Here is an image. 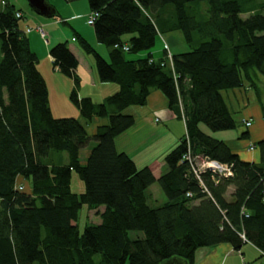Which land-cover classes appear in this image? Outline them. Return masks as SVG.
Segmentation results:
<instances>
[{
    "label": "trees",
    "instance_id": "16d2710c",
    "mask_svg": "<svg viewBox=\"0 0 264 264\" xmlns=\"http://www.w3.org/2000/svg\"><path fill=\"white\" fill-rule=\"evenodd\" d=\"M203 1L207 16L201 11ZM88 3L100 12L93 27L98 41L109 47L110 58L80 33L76 38L93 55L100 80L116 82L120 89L100 102L80 97L78 59L69 41L53 45L50 54L54 67L73 79L70 95L81 115L88 121L108 118L92 135L78 118L54 117L38 55L20 27L24 16L17 17L22 10L10 2L0 8V264H97L98 254L100 264H161L171 258L194 264L199 248L219 243L241 250L251 242L264 252V139L257 143L260 162L247 161L226 140L201 127L235 128L222 90L244 86V78L259 89L264 0ZM171 5L176 18L168 26L160 14ZM166 29L180 30L193 46L172 53L173 67L169 48L158 59L151 51ZM125 33L132 34L126 42ZM144 50L145 57L127 58V52ZM153 89L161 90L169 107L184 115L188 132L166 154L168 170L159 178L116 146V137L136 121L125 110L144 105ZM262 109L264 118V105ZM248 135L245 131L240 138ZM90 140L96 143L82 163L81 149ZM188 141L195 155L233 163L234 175L207 171L201 184L183 160ZM52 150L67 151L68 163H47L44 158ZM73 170L85 182L81 193L72 190ZM19 177L31 180L28 190L16 187ZM155 182L167 197L158 206L150 203L149 187ZM85 204L104 210L100 223L89 222L81 231L77 220ZM132 231L142 234L132 237Z\"/></svg>",
    "mask_w": 264,
    "mask_h": 264
},
{
    "label": "crops",
    "instance_id": "0c3cea01",
    "mask_svg": "<svg viewBox=\"0 0 264 264\" xmlns=\"http://www.w3.org/2000/svg\"><path fill=\"white\" fill-rule=\"evenodd\" d=\"M48 1L49 3L52 2L51 4L54 7L56 6V10L58 8L57 11H59L58 15L60 16L58 20H43L42 18L32 16L31 22L24 21L23 24L20 23V27L25 31L28 28L31 29L29 32L26 31V33L30 39L32 49L38 55L39 60L37 66L43 74L46 82L47 74H49L50 78L56 77V79L61 81L62 87L67 89L69 93L73 89L74 82L72 78L64 75L59 70V68L54 67L53 58L50 54V49L53 44L55 45L58 42L66 40L69 41V39L64 40V38L67 36L69 37L71 32L73 31L75 33L78 32L82 36H84L93 45V47L106 59L110 58V49L103 48L101 44H99L101 42L98 41L96 34L92 31H88L87 19L89 12L91 11L89 3L87 2L88 0H76L72 2H68L66 0ZM8 2L10 1L8 0ZM21 12L25 20V13L23 10ZM61 12L65 13V15ZM28 23H32L33 25H35V27H30ZM37 26H42L44 28L47 40L46 37H43L41 33L36 29ZM45 28H50L51 40L48 39L49 32ZM174 30L177 29L168 30L166 31V33H171ZM158 37L159 35L157 36V38ZM76 39H78L76 38V35H73L72 41H76ZM69 46L78 59V66L76 71L81 78V86L78 90L79 94L90 96L93 100L96 101L102 99L104 100L108 95H111L120 89V85L116 82H103L100 80L96 70L95 60L92 56H90L92 54L86 52L82 48L81 44L78 46L77 44H72L69 41ZM167 47L169 48V51L171 53H174L171 50L170 43L165 38L163 52L158 49L152 51L154 58L158 59L162 56H165V48ZM147 54L148 53L146 52H138L133 53L132 57L127 56V58L135 59L138 57H145ZM169 63L171 64V67H173L172 60H169ZM262 77V75L258 76L257 80L259 86H264V81L262 82L261 80ZM81 91L87 92L80 93ZM249 91H251V89H246V92ZM50 100L52 103V99ZM262 100L264 101V95L262 96ZM245 110L248 117L243 118L244 122H246L247 120L251 121V125L249 126L248 130L249 135L247 137V142L243 140L244 138L240 137L237 140L227 142L231 145L234 151L241 156L243 160L260 162L261 154L257 143L258 141L264 139L263 109L261 105L257 104L254 106V108L246 107ZM126 112L134 115L136 121L132 127L116 137V146L120 151H125L126 153H128L129 156H131L136 161L139 167L149 166L153 171L155 177L159 178L168 170V166L165 161L166 154L175 146H177L181 142L183 137H188L185 117L183 114L180 115L169 107L168 100L165 94L159 89H153L151 91L149 98L144 105H131L126 109ZM21 178L23 177H19L17 184H22L25 189L23 181H20ZM28 187H31V180ZM151 188L152 185L149 187L150 194L152 193ZM233 190V187L229 189V196L233 192ZM103 210L104 206L93 209L90 208L92 217L97 218V221L93 220L90 222L100 223V214L103 212ZM247 247H252V249L256 253L262 255L261 249H259L251 242H246L241 250H235L230 243H219L212 246L199 248L195 254L194 264H235L236 261L234 260H231L228 263L229 257H234L238 259V261H240L242 257L240 256V254L242 255L243 249H248ZM262 263L263 262H260L259 264ZM166 264L170 263L167 262ZM171 264L186 263L180 259H173V263Z\"/></svg>",
    "mask_w": 264,
    "mask_h": 264
},
{
    "label": "rangeland",
    "instance_id": "374dc122",
    "mask_svg": "<svg viewBox=\"0 0 264 264\" xmlns=\"http://www.w3.org/2000/svg\"><path fill=\"white\" fill-rule=\"evenodd\" d=\"M8 2V0H1L0 8L2 9L4 7V2ZM12 4L14 3L16 5V8H20L24 11L25 13V20L24 18L20 20V23L23 24L24 21L26 22H31V17L35 16L38 18H42L43 20H58L60 16L56 17H45L43 15L38 14L30 5L28 0H9ZM88 2V1H87ZM52 3V2H51ZM56 7V6H55ZM208 8V3L206 1L201 2V11L202 14L207 16L208 12L206 11ZM58 10V8H57ZM59 12V11H58ZM63 13V12H61ZM65 15V13H63ZM248 14H243L244 17H246ZM162 18L166 19L168 26L169 24L172 25V23L175 21V12L173 6H168L162 13L160 14ZM30 27H35L32 23H28ZM87 24V23H86ZM62 25V23H61ZM88 26V31H92L95 33L93 25ZM70 27V26H69ZM68 27V28H69ZM48 32V39L51 40L50 37V28H45ZM163 29V27H161ZM169 29H166L162 33H159V37L157 38L155 46L151 49V51H154L155 49L160 50L163 52V47L165 44V38L168 40L170 43L171 50L174 53H180L184 51L191 50L193 46L188 44L185 41L184 35L180 30H174L173 32L166 33ZM75 35V32H71L70 36L65 37V39H69L70 43L72 44H77L78 46L80 45V42L78 39L76 41H72V36ZM132 36L130 33H125L122 38L126 42L129 40V38ZM43 41V39H42ZM101 46L105 49L109 48L107 44L105 43H99ZM54 45V44H53ZM141 52H146L148 53L147 50L141 51ZM160 52V53H161ZM133 53L127 52L128 57H132ZM93 57V55H90ZM230 56V55H229ZM2 58V54L0 53V60ZM94 58V57H93ZM262 82L264 81V76L262 77ZM245 85L244 86H239L236 88H231V89H224L222 90V94L225 98V101L233 113L235 120H236V126L233 129H228V130H219V131H214L210 127H208L206 124H201V127L203 130H205L207 133L211 134L214 137L224 139L226 141H233L237 140L239 137H241L242 133L245 131L249 130V127L246 125L244 122L243 118H247L248 116L246 115V107L254 108L255 105H264V101L262 100V96L264 95L263 91V85L259 86V89L256 87H251L247 81L246 78H244ZM47 83H48V90H49V101H50V106L52 107V113L54 114V117L59 118V117H75L81 120V122L84 123V125L87 128V132L89 135H92L98 124L102 123H107L108 118L107 117H95L92 121L86 120L80 112V109L76 105V103L71 99V95L67 89L62 87L61 81L56 79V77L50 78L49 74H47ZM264 83V82H263ZM74 87V85H73ZM246 89L251 91L246 92ZM79 92V91H78ZM87 91H81L80 93H86ZM242 92V93H239ZM263 94V95H261ZM51 96V98H50ZM80 97H84L85 95L79 94ZM97 97V96H95ZM52 99V103L51 100ZM99 99V98H95ZM103 100V99H102ZM102 100H96L102 101ZM95 101V100H94ZM133 108V107H132ZM126 112V110H125ZM254 122V119H253ZM244 141L247 142V138L243 139ZM94 140H90L88 145L83 147L81 149L80 153V158L82 163H86L87 157L92 149V147L95 145ZM44 160L47 163H55V164H66L69 161V155L67 151H55L52 150L49 157L44 158ZM20 181H23V184L25 185V190H28L30 179L26 180L24 178H21ZM71 187L72 190L76 193H81L85 190V182L81 178L80 174L76 171H72V178H71ZM152 193H151V198H150V203L151 205L158 206L165 202L167 200V197L163 190L161 189L160 185L158 182H155L152 184ZM198 202V201H196ZM91 215V216H90ZM97 221V218L92 217V212L90 211V208L87 204L83 205V207L80 209L79 212V217H78V224L81 229V231L84 230V227L87 223L90 221ZM138 234H142L141 232L138 231H132L130 235L132 237H136ZM243 248V247H242ZM248 249H243V254L240 256L241 259L238 261V259L234 257H229L228 263L231 260L236 261L235 264H259L260 262L264 261V255L262 256L259 253H256L252 247H247ZM97 259V264H100L99 261L101 259L100 255L98 254L96 256Z\"/></svg>",
    "mask_w": 264,
    "mask_h": 264
},
{
    "label": "built area",
    "instance_id": "2783aa9c",
    "mask_svg": "<svg viewBox=\"0 0 264 264\" xmlns=\"http://www.w3.org/2000/svg\"><path fill=\"white\" fill-rule=\"evenodd\" d=\"M99 15H100V12L98 10H91L89 12L88 19H87L88 24L93 25L96 19L99 17ZM22 16L23 15L21 12H17V17H22ZM36 29L41 33L43 37H46V32L42 26H37ZM30 30L31 29L28 28L26 31L29 32ZM46 40H47V37H46ZM124 49L127 50L128 47H124ZM168 59L172 60V53L170 51L168 52ZM245 123L247 126L251 125L250 120H247ZM183 160H186L189 163V165L191 166V170L193 171L195 177L203 185H204L203 174L206 173L207 171H211L214 174L222 176V177H231L234 175L233 163L220 161L218 159L211 158L207 155H202V154L195 155L191 151V146H190L189 141H188V150L183 155ZM16 187L20 190L24 189V186L22 184H17ZM188 195H192V193L188 192ZM242 236L246 240L245 235L242 234Z\"/></svg>",
    "mask_w": 264,
    "mask_h": 264
},
{
    "label": "water",
    "instance_id": "95a60500",
    "mask_svg": "<svg viewBox=\"0 0 264 264\" xmlns=\"http://www.w3.org/2000/svg\"><path fill=\"white\" fill-rule=\"evenodd\" d=\"M31 7L40 15L45 17H53L56 14V10L51 6L48 0H28ZM264 88V86H263ZM173 259L171 258L161 264L173 263Z\"/></svg>",
    "mask_w": 264,
    "mask_h": 264
}]
</instances>
